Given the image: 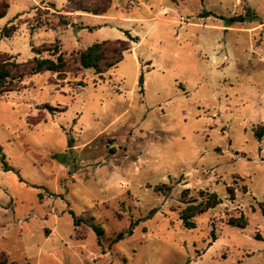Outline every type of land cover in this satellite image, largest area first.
<instances>
[{
    "label": "rangeland",
    "instance_id": "1",
    "mask_svg": "<svg viewBox=\"0 0 264 264\" xmlns=\"http://www.w3.org/2000/svg\"><path fill=\"white\" fill-rule=\"evenodd\" d=\"M5 1L12 73L68 62L0 95L6 264H264V0ZM115 39V66L79 67ZM210 192L184 228L183 199Z\"/></svg>",
    "mask_w": 264,
    "mask_h": 264
},
{
    "label": "trees",
    "instance_id": "2",
    "mask_svg": "<svg viewBox=\"0 0 264 264\" xmlns=\"http://www.w3.org/2000/svg\"><path fill=\"white\" fill-rule=\"evenodd\" d=\"M8 8V2L5 0H0V18L6 14ZM82 12L90 14H104L105 10L100 8H87L81 7L79 9ZM1 36H9L7 29H2ZM120 39L115 40H103L100 42L92 43L87 46L84 50L79 51L76 57V61L79 67L82 69H93L96 73H100L102 68L108 69L115 66L122 59V52L127 49V47H117L120 43ZM56 55L55 58L51 57H39L34 55L31 59L23 63L25 67V73H12L10 70V65L13 64L10 55H5L0 53V95L9 91L19 90L20 82L24 79L26 75H33L37 73H42L44 71L56 72L61 74L66 71L68 67V62L64 58L63 54L58 51V48L53 49ZM34 52L39 54L38 49H34ZM78 67V65H77ZM78 67V68H79ZM257 135L261 133L256 131ZM167 188H170L169 186ZM228 192L231 198L234 199L233 188L228 187ZM187 189L183 190L185 193ZM201 193L203 191H200ZM185 206L179 212V218L181 224L184 228H194L195 221L194 216L206 212L207 210L214 208L220 199L217 194L210 192L204 200L196 201L195 198L185 200L183 199ZM264 213V208H262ZM82 219L80 217H73V224L77 226ZM227 223L233 226L245 227L248 223L247 217L243 213H239L237 217H228ZM132 231V226L129 227L125 232H120L116 239H121L125 234H129ZM6 257L0 255V264H6Z\"/></svg>",
    "mask_w": 264,
    "mask_h": 264
},
{
    "label": "water",
    "instance_id": "3",
    "mask_svg": "<svg viewBox=\"0 0 264 264\" xmlns=\"http://www.w3.org/2000/svg\"><path fill=\"white\" fill-rule=\"evenodd\" d=\"M243 19V15L239 14L237 16H232L229 18V21L233 22V21H242Z\"/></svg>",
    "mask_w": 264,
    "mask_h": 264
}]
</instances>
